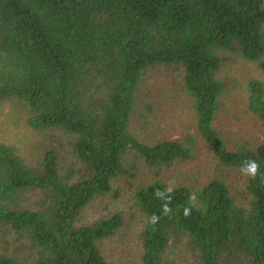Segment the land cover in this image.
<instances>
[{
  "label": "trees",
  "instance_id": "16d2710c",
  "mask_svg": "<svg viewBox=\"0 0 264 264\" xmlns=\"http://www.w3.org/2000/svg\"><path fill=\"white\" fill-rule=\"evenodd\" d=\"M229 54L264 74V0H0V103L44 133L32 161L0 142V264H121L104 246L128 234L139 264H264V142L215 126ZM156 67L180 74L196 137L143 133ZM245 101L264 125L261 80ZM199 141L209 171L175 174Z\"/></svg>",
  "mask_w": 264,
  "mask_h": 264
},
{
  "label": "rangeland",
  "instance_id": "374dc122",
  "mask_svg": "<svg viewBox=\"0 0 264 264\" xmlns=\"http://www.w3.org/2000/svg\"><path fill=\"white\" fill-rule=\"evenodd\" d=\"M228 57L218 73L219 78L226 84V89L215 126L236 142L245 139L253 144L264 142V125L247 110L245 101L247 82L250 79H259L264 83V74L249 61L241 60L233 54H229ZM138 102L142 109L146 103L152 106L151 109H147L148 124L142 129L144 134L155 135V138L161 136L177 138L185 133L197 136L190 102L181 87L178 71L165 67L147 70L139 88ZM140 121L138 114L136 122ZM43 137L44 133L35 131L27 125L26 113L20 106L12 101L0 103V142L14 144L27 161H32L41 150ZM213 164L209 148L199 141L196 158L177 166L175 174L201 171L200 175H204ZM136 174L143 179L146 171L140 169ZM131 185L130 178L122 179L117 191L120 194L126 193ZM234 187L241 190L239 182L235 183ZM119 201L121 199L109 202L110 205L120 206ZM104 252L118 263L139 264V248L129 234L125 237L117 235L106 242Z\"/></svg>",
  "mask_w": 264,
  "mask_h": 264
},
{
  "label": "clouds",
  "instance_id": "9594fccd",
  "mask_svg": "<svg viewBox=\"0 0 264 264\" xmlns=\"http://www.w3.org/2000/svg\"><path fill=\"white\" fill-rule=\"evenodd\" d=\"M258 167H259L258 163L255 161H252L250 163L249 168L247 169V173H243V172L242 173L249 176V178H251V179H255ZM157 191H159V190H157ZM163 211L165 214H167L170 211V208L168 207L167 204L163 205ZM183 214L185 215V217H187L190 214V209L185 208ZM158 220H159V217H157V216H155V214H153V216H151L149 218V223L155 224L158 222Z\"/></svg>",
  "mask_w": 264,
  "mask_h": 264
}]
</instances>
